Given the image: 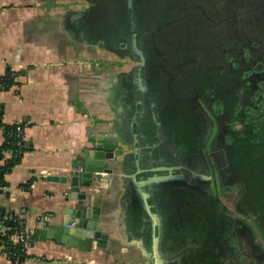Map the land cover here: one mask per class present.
<instances>
[{"label": "crops", "instance_id": "crops-1", "mask_svg": "<svg viewBox=\"0 0 264 264\" xmlns=\"http://www.w3.org/2000/svg\"><path fill=\"white\" fill-rule=\"evenodd\" d=\"M72 4L0 0V75L7 68L19 73V85L0 91L1 121L24 123L27 146L4 177L0 212H17L29 227L36 226L38 214H53L36 231L51 225L57 240L32 238L30 258L21 264H153L142 228L136 229L141 211L137 191L127 183L137 140L125 113H135L136 102L124 103L118 96L115 85L123 67L111 55H93L67 42ZM131 123L143 143L148 134L142 121ZM98 150L110 154L106 171L92 178L89 188L79 186L87 193L86 214L76 221L83 232L100 228L106 238L101 247L94 240L91 248L79 249L62 230L73 225L67 221L76 201L66 200L69 185L48 177L83 172ZM0 264L11 263L0 257Z\"/></svg>", "mask_w": 264, "mask_h": 264}, {"label": "flooded vegetation", "instance_id": "flooded-vegetation-1", "mask_svg": "<svg viewBox=\"0 0 264 264\" xmlns=\"http://www.w3.org/2000/svg\"><path fill=\"white\" fill-rule=\"evenodd\" d=\"M65 1L79 5L67 16V42L93 55L104 53L119 63L125 61L115 86L124 103L142 102L141 111L126 112V118L137 115L154 126L146 153L155 161L149 166L169 167L164 175L184 177L149 190L159 222L161 264H264V164L236 161L231 132L210 98L205 73L211 68L202 69L207 67L202 60L206 50L194 40L202 34L206 44L207 32L200 23L208 26L211 36L216 34L219 46L230 39L219 0H168L164 10L161 0H156L151 25L137 19L134 7L133 19L127 9L128 19L121 24L112 8V23L107 27L103 12L108 10L99 0ZM171 34L175 40H168ZM136 71L145 82L143 90ZM161 117L169 126L176 122V143ZM150 227L149 243L145 234L144 243L155 264L151 218Z\"/></svg>", "mask_w": 264, "mask_h": 264}, {"label": "trees", "instance_id": "trees-1", "mask_svg": "<svg viewBox=\"0 0 264 264\" xmlns=\"http://www.w3.org/2000/svg\"><path fill=\"white\" fill-rule=\"evenodd\" d=\"M155 1L156 0H135L134 13L143 25H151L155 21ZM166 1L168 0L160 1L161 10L162 8L164 10ZM99 3L105 11L108 10L106 13L103 12V14H105L104 17H106V20H104L106 27L112 23V20L109 18V16L112 17V8L115 9V18L121 22V24L124 22L126 23L128 19L126 0H99ZM107 18L109 20H107ZM190 24H193V22H190ZM200 24L204 26V29L207 32L208 29L206 26L203 23ZM177 32H179L178 27L176 29V33ZM169 39L175 40V37L171 34L168 36V40ZM194 40L200 44L201 48L206 50V56L204 58L203 55L199 56L200 58H203L202 60L203 62H206L205 66H207L202 67V69L205 71V69L211 68L210 73H205V77L208 76L210 81V98H213L215 111L219 117H222L224 120L223 122L226 124V129L231 132L230 139L234 142L233 147H235V151L237 152L236 156H238L236 161L252 162L254 164L257 161H261V163L264 164V67H245L247 62H244L243 67L242 62L243 60L246 61L247 57L244 59L239 57L241 51L243 54L248 55L249 58L258 54L264 47V35H259L257 37L251 36L247 40L244 38L241 42H238L239 45L237 47L232 46L231 38H225V44L220 46L223 47L222 51L215 49L213 45L206 46L205 44V46H203L205 40L202 34ZM209 48L212 50H208ZM262 61L264 66V55ZM214 65L215 67H212ZM15 76H19V73L12 71L10 68H7L5 72L0 75V84L4 85L5 91L9 90L12 85H19V82L15 80ZM204 83L205 81L203 82V85ZM1 116L2 114L0 111V127H4L7 130L8 125L2 123ZM162 122L165 129L169 131V136L171 135V138L176 143L178 135L176 122L174 123V127L169 126L168 122L164 119H162ZM148 124L149 127L147 125L148 128L146 127V129L150 130L148 133L151 137L152 134H154V126L153 124ZM197 125L199 127L200 123ZM238 125H241V128H238ZM0 148H11V146L4 142ZM149 159V162L155 161V159ZM19 160L20 158H12L3 165L0 174V180L3 184L5 175L19 162ZM147 218L149 217L146 216L143 220V217L140 216L139 219L136 220V229L140 231L139 228H142L141 235L144 236L145 234V240L149 243V235L146 234V232H149L147 229H150L151 227L150 218ZM5 225L8 228L4 235L0 236V246H2L3 251L6 253H15L21 264L30 258V255L28 253L22 254L20 251V245H15L10 240L15 224L6 221ZM32 237L29 238L31 244ZM163 250L167 249L163 247ZM13 259L14 257H10L9 259L11 264Z\"/></svg>", "mask_w": 264, "mask_h": 264}, {"label": "water", "instance_id": "water-1", "mask_svg": "<svg viewBox=\"0 0 264 264\" xmlns=\"http://www.w3.org/2000/svg\"><path fill=\"white\" fill-rule=\"evenodd\" d=\"M135 0H126V7L128 9L130 17L133 19V7H134ZM220 7L223 8V11L226 14V21L228 24V28L231 32L230 38L232 41V46L237 47L241 42L242 39H248L251 36H259L264 35V0H219ZM223 30H226V27H223ZM135 51L140 53L139 47L135 45ZM141 54V53H140ZM264 55V47L258 54L254 57L249 58L248 55L243 54L242 51L239 53V57L244 59L247 57V60H243V67L244 62H247L245 67H264L262 57ZM142 58V55H141ZM144 58H142V61ZM232 67V66H230ZM135 75L137 76V83L139 84L140 88L145 89V82L143 81L139 72L136 71ZM138 94V93H137ZM136 109L135 113L138 114L142 108L141 101H135ZM137 116V115H136ZM132 117L129 120V125L131 126L132 134L136 138L137 142L134 145V149L136 152L132 154V159L134 163H129V173L127 175L128 181L127 183L134 187L136 195L134 196L137 203L140 205V216L144 218L149 216L153 221V237H152V252L155 260V264H161L162 260L160 257L159 251V238H158V216L153 213L151 200H150V193L149 190L151 188L156 189V187H160L164 182L167 180H180L182 181L184 177L179 174H169L164 175L165 172L169 171V167H162L159 166H149L151 164L150 159L147 157L146 150L149 149L151 146V137L149 135V129H146L147 125L149 127V121L147 119L142 120V124L145 128V132L148 134L147 139L143 143L138 141V133L134 132L133 124L131 123L132 120L138 119V117ZM141 120V119H140ZM156 125L160 126L159 121ZM147 127V128H148ZM238 128H241V125H238ZM142 128L141 131L144 132ZM144 132V137H145ZM143 136V135H141ZM95 156L92 157L91 161L88 162L89 167L87 166L86 170L84 169L83 172L79 174H72L69 177L64 176H49V181L60 182L62 184L69 185L68 187V195L66 196V200H74L76 201V207L71 209V215L73 217L67 221L68 226L62 230L64 233L68 234L69 236L67 239L72 243L73 246L84 249L91 248L92 242L95 240L98 247H101V243L105 241V235L102 233L100 228L97 229H90L85 232L80 229L78 221L76 219L80 218L82 215L86 214V207H84V200L87 196V193L80 192L79 186H84L85 188H89L92 178H98L99 174L105 170L104 160L106 157H109L105 150H98ZM85 164V163H84ZM106 171V170H105ZM194 176L195 173H192ZM55 229V227L49 225L42 229H39L33 235L34 240H45L48 239H55L57 240V236L51 233V229ZM59 231V228H56Z\"/></svg>", "mask_w": 264, "mask_h": 264}, {"label": "built area", "instance_id": "built-area-1", "mask_svg": "<svg viewBox=\"0 0 264 264\" xmlns=\"http://www.w3.org/2000/svg\"><path fill=\"white\" fill-rule=\"evenodd\" d=\"M18 76H15L17 80ZM15 85H12L13 87ZM17 86V85H16ZM0 91L4 90V85L0 84ZM25 124L21 121H15L8 125L6 130L4 127H0V147L4 142L9 144L11 148H0V174L3 165L12 158H21V156L26 152L27 146L24 141ZM5 184L0 180V193L5 190ZM53 219L52 213H40L36 216L35 222L36 226L29 227L26 223L21 220L17 212H0V236L4 235L6 229L5 222H12L15 224L13 231L10 236V240L15 245H20V251L22 254H27L29 248L31 247V242L29 238L32 237L37 229V226H45ZM0 257H5L10 259L14 257L12 264H20L19 258L14 254H9L3 251L2 246H0Z\"/></svg>", "mask_w": 264, "mask_h": 264}, {"label": "rangeland", "instance_id": "rangeland-1", "mask_svg": "<svg viewBox=\"0 0 264 264\" xmlns=\"http://www.w3.org/2000/svg\"><path fill=\"white\" fill-rule=\"evenodd\" d=\"M72 10H79V5L77 4H72V7L71 8H69V12H72ZM207 29H208V26H207ZM227 34H228V32H227ZM219 37V36H218ZM221 37V36H220ZM222 38H224V36H222ZM219 40H218V38L216 37V34H212V36H211V33L207 30V38H206V45L208 44V45H213L214 47H215V49H219V51H222V49H223V47H220L219 46V42H218ZM226 41V40H225ZM114 61H113V63L114 64H117V65H125L124 63H125V61L124 60H122V61H120V63H118V62H116L117 60L116 59H113ZM110 61H112V60H109V61H105L106 63H108V65L111 63Z\"/></svg>", "mask_w": 264, "mask_h": 264}]
</instances>
